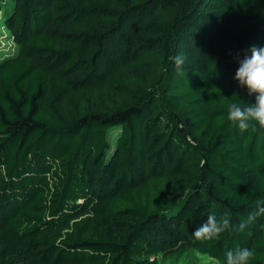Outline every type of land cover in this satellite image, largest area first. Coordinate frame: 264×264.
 Returning a JSON list of instances; mask_svg holds the SVG:
<instances>
[{
	"label": "trees",
	"instance_id": "16d2710c",
	"mask_svg": "<svg viewBox=\"0 0 264 264\" xmlns=\"http://www.w3.org/2000/svg\"><path fill=\"white\" fill-rule=\"evenodd\" d=\"M88 1L0 0V264H161L183 251L226 264L237 248L264 264V214L247 222L264 200V130L227 121L234 93L255 102L234 76L264 46V0ZM168 10L156 31L136 24ZM145 45L163 63L145 93L72 118L45 104L56 86L142 66ZM185 54L178 73L170 58ZM209 215L230 228L197 240Z\"/></svg>",
	"mask_w": 264,
	"mask_h": 264
},
{
	"label": "rangeland",
	"instance_id": "374dc122",
	"mask_svg": "<svg viewBox=\"0 0 264 264\" xmlns=\"http://www.w3.org/2000/svg\"><path fill=\"white\" fill-rule=\"evenodd\" d=\"M88 2L99 7H111V4L106 0H89ZM171 13V10L158 11L153 19L142 20L136 24L140 27L150 25L151 29L156 31L159 25L168 22ZM4 38L8 42L2 44L0 40V52H2L0 57L6 54L7 45L10 41L9 37ZM142 38L137 36L134 39L138 42ZM1 39L3 38L1 37ZM145 51L149 56L142 63V66L139 67L133 63L125 64L115 70L116 66L112 65L111 74L107 75L98 84L88 82L85 88L70 87L68 90H64L56 86L54 89L49 90L45 104L53 111H62L66 118L89 112L111 111L120 107L125 103L127 96L130 97L135 92L143 94L150 89L163 70L161 47L145 45L141 53H145ZM188 56L187 54L182 55L184 58L182 68L188 67L191 60ZM161 264H213V261L210 262L206 256L183 251L166 255Z\"/></svg>",
	"mask_w": 264,
	"mask_h": 264
},
{
	"label": "clouds",
	"instance_id": "9594fccd",
	"mask_svg": "<svg viewBox=\"0 0 264 264\" xmlns=\"http://www.w3.org/2000/svg\"><path fill=\"white\" fill-rule=\"evenodd\" d=\"M239 56V54H237ZM179 73L182 71L184 58L180 55L170 58ZM239 67L235 72L234 79L241 89H247L249 96H254L253 104L242 106L238 101V94L232 97L234 102L227 108V121L239 131L245 132L249 128L254 131L264 130V46L255 45L249 47L243 54V59H238ZM264 200L257 201V211L250 213L248 221L251 222L257 215L264 214ZM245 224L242 222L240 227ZM230 228V220L227 216L217 220L215 215H209L207 221L197 228L193 235L197 240L214 241ZM254 258V252L248 248H237L235 251L226 253V264H249Z\"/></svg>",
	"mask_w": 264,
	"mask_h": 264
}]
</instances>
